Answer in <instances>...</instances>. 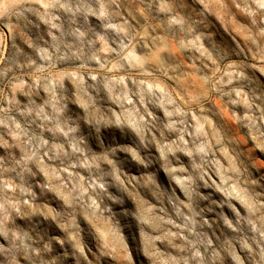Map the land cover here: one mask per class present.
I'll return each instance as SVG.
<instances>
[{"label": "rangeland", "instance_id": "rangeland-1", "mask_svg": "<svg viewBox=\"0 0 264 264\" xmlns=\"http://www.w3.org/2000/svg\"><path fill=\"white\" fill-rule=\"evenodd\" d=\"M0 264H264V0H0Z\"/></svg>", "mask_w": 264, "mask_h": 264}]
</instances>
